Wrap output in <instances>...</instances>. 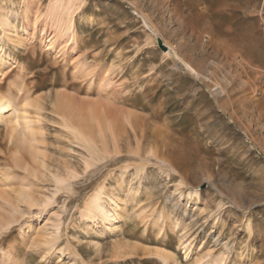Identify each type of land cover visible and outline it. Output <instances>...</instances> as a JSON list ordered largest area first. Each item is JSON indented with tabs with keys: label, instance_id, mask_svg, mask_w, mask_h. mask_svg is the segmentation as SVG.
<instances>
[{
	"label": "rangeland",
	"instance_id": "obj_1",
	"mask_svg": "<svg viewBox=\"0 0 264 264\" xmlns=\"http://www.w3.org/2000/svg\"><path fill=\"white\" fill-rule=\"evenodd\" d=\"M50 1L6 6L18 29L37 18L38 34L24 49L5 44L14 63L3 87L15 109L33 102L39 169L69 163L79 172L50 207L62 218L56 249H72L75 264H172L145 245L174 251L175 264H264V0H79L66 47L48 23ZM20 75L25 93L16 100L6 86ZM89 117L115 125L118 150L64 126ZM28 155L0 125V253L8 242L17 248L0 264H68L33 242L46 237L37 231L45 215L10 211L24 189L39 198L54 191L42 167L34 178L17 164L32 162ZM102 182L124 202L112 229L79 215Z\"/></svg>",
	"mask_w": 264,
	"mask_h": 264
},
{
	"label": "bare ground",
	"instance_id": "obj_2",
	"mask_svg": "<svg viewBox=\"0 0 264 264\" xmlns=\"http://www.w3.org/2000/svg\"><path fill=\"white\" fill-rule=\"evenodd\" d=\"M21 1H23V3L27 8V5L30 2V0H21ZM50 3L49 4L52 7L51 8L49 7L47 9L49 10V13L52 15V17H49L48 23L56 26L55 27L56 32L54 33L55 40L64 39V37L66 36L67 39H64L62 41L65 44V47L73 45L75 43V35L77 32L75 23L73 22L74 21L73 18H75L74 14L76 11H78V8L80 7L79 0H51ZM8 4H14V0H0V125H3L7 128L9 137L10 139H12V141H15L17 145L23 146V148L29 154L28 156H30L35 166L33 165L32 162H30V160L28 162L25 158L16 159L15 156L14 158L18 162L17 164L21 163L22 164L21 168H23V170H25L26 173L33 176L34 178H38L40 176V169L42 167L43 169L42 175L46 179L49 178L50 182H52L54 187L53 193L51 195H45L43 196V198H39L37 196L38 194L37 195L34 194V192H32L33 189L32 190L24 189L20 197L17 198V201L15 203L12 202L9 204L10 211L14 214H19L21 217L30 216L38 219L42 215H45L46 222L44 221L45 222L44 226L39 227V229L37 228L38 229L37 231L42 235L43 234L46 235V237L39 235L40 237L43 238H38V236L34 234L35 238H33V242L35 244H39V241H41V243L44 245L46 250H52V249L57 250L59 259L67 258L68 264L69 263L75 264V259H73L74 255L72 254L73 252L71 251L72 249L70 250L72 252L71 253L69 251L68 246H64L61 248L59 247V249L58 248L56 249L55 247L56 245L55 243H57L62 236L61 233L62 218L60 214L52 213L51 211L52 209L50 210V207L55 203V198L59 193H62L63 191L64 194L65 192L68 193L69 186L73 183V181L76 178H78L79 172L76 170V168L69 165V163L66 164L62 169H60L61 167L58 169L56 168L55 171L48 170L47 166L43 164L40 165L41 167L39 169V163H37L39 162V160H36L37 159L36 152L38 149L37 132L35 131L36 129L33 125L32 120L27 115L28 113L27 109L28 107L32 106L33 102L27 100L28 95H26L27 101L22 105L21 109L20 108L19 110L15 109L13 105L12 97L10 96L8 91L5 90V87H3V84L6 82L7 78L10 76L11 73L9 67L11 64L14 63L13 57H11V55L7 54L5 51L4 48L5 44L9 43L10 46H12L13 50L24 49L28 47V45L31 44L33 41L32 36L34 35V33H37L35 31L37 27L36 24L38 23L37 18H32L28 20L27 24L22 29H18L14 25L16 13L13 12L12 11L13 9L11 8L7 9L6 6ZM10 32L13 34H11ZM46 34L47 32L44 31L43 29L40 31L39 36L43 37ZM26 72L27 71H24L23 74L26 75ZM23 81H24L23 77H21L20 75L18 80L12 79L10 81L11 82L10 85L6 86V88L10 90L12 89L16 90V93L14 94V99L16 100H20L21 99L20 96L22 97V95H24L25 93ZM252 98H253V90L247 91L245 103H247L248 107L253 105ZM96 117L95 118L89 117V119H86L85 123L82 121L76 122L71 119L70 120L64 119L65 122L64 126L72 134H74L78 138H81L82 140H84L86 143H88L93 147L101 146L105 151L106 150L108 151L111 141L113 144V148L115 150H118L119 137L116 133L117 131L115 130L117 128H114L115 125L108 119L96 118ZM126 119H128L127 116ZM137 145H138L137 151H139L138 153L140 154L143 148L142 145L141 146L139 144ZM155 151H156L155 148L150 147L147 153L148 155L149 153H151V155L152 154L154 155ZM38 152H40V150ZM85 161L83 162L85 163ZM88 166L89 165L87 162L85 167L88 168ZM114 174H115V170L113 169L110 173V177L113 176ZM198 192L199 191H197V189L191 188V191H189V195L194 194L197 197ZM112 193H113L112 186L108 185V182H102V183H98L94 191L86 197L84 201V205L80 209L79 215L82 219H86L89 221L88 224H90V228L97 227L98 225L99 226L103 225L106 229H112L121 219L122 217L121 213L124 208L123 206L124 202L121 201L117 202L114 198H112ZM21 202L25 204L24 207L26 210L21 208L22 207ZM11 224L12 222H8L6 228H10ZM21 235L25 237L27 233L25 231H21ZM12 250H17V248L13 247L12 244L9 242L6 243V247H4L3 251L0 253V263L6 262V260L10 258L12 254L11 252ZM141 250H143L145 253L150 254V256L159 257L161 259L166 260L167 262H172V264L176 263L175 252L172 250H168L158 246H146V245L143 246ZM14 254H19V253L16 252ZM83 264H87V263L83 262Z\"/></svg>",
	"mask_w": 264,
	"mask_h": 264
},
{
	"label": "water",
	"instance_id": "obj_3",
	"mask_svg": "<svg viewBox=\"0 0 264 264\" xmlns=\"http://www.w3.org/2000/svg\"><path fill=\"white\" fill-rule=\"evenodd\" d=\"M159 45H160V43H159ZM161 46V45H160ZM162 47V46H161ZM163 48V47H162Z\"/></svg>",
	"mask_w": 264,
	"mask_h": 264
}]
</instances>
